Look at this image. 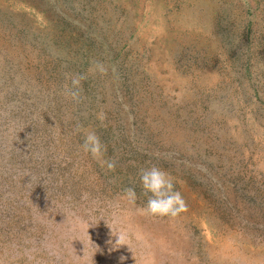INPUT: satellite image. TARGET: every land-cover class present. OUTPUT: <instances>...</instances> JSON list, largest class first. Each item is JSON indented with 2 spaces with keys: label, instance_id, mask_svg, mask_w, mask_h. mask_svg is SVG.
<instances>
[{
  "label": "rangeland",
  "instance_id": "rangeland-1",
  "mask_svg": "<svg viewBox=\"0 0 264 264\" xmlns=\"http://www.w3.org/2000/svg\"><path fill=\"white\" fill-rule=\"evenodd\" d=\"M0 264H264V0H0Z\"/></svg>",
  "mask_w": 264,
  "mask_h": 264
},
{
  "label": "clouds",
  "instance_id": "clouds-1",
  "mask_svg": "<svg viewBox=\"0 0 264 264\" xmlns=\"http://www.w3.org/2000/svg\"><path fill=\"white\" fill-rule=\"evenodd\" d=\"M101 71H103L102 68ZM80 81V77H73L70 85L65 86L66 96L77 102L79 100ZM81 147L102 167L106 166L108 170L114 168L112 162L103 159L104 147L95 131L84 132ZM138 177L142 192L147 197L143 209L146 215L156 218H175L187 210L180 192L174 189L173 178L166 171L156 166H150L140 169ZM124 195L128 203H135L137 196L134 188H126Z\"/></svg>",
  "mask_w": 264,
  "mask_h": 264
}]
</instances>
